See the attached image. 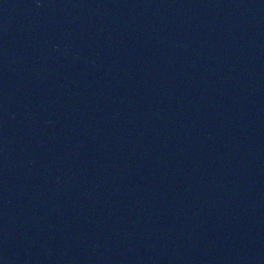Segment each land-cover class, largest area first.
I'll return each mask as SVG.
<instances>
[{
  "label": "water",
  "instance_id": "obj_1",
  "mask_svg": "<svg viewBox=\"0 0 264 264\" xmlns=\"http://www.w3.org/2000/svg\"><path fill=\"white\" fill-rule=\"evenodd\" d=\"M0 264H264V0H0Z\"/></svg>",
  "mask_w": 264,
  "mask_h": 264
}]
</instances>
